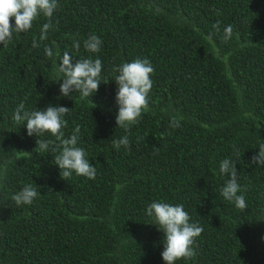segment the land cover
<instances>
[{"label":"trees","instance_id":"1","mask_svg":"<svg viewBox=\"0 0 264 264\" xmlns=\"http://www.w3.org/2000/svg\"><path fill=\"white\" fill-rule=\"evenodd\" d=\"M47 22L41 14L0 44V264H165V233L147 214L153 201L182 204L203 228L196 255L176 264H264V166L252 162L264 144V0H58L41 40ZM91 34L102 39L98 53L84 48ZM65 51L73 62L102 60L92 96L61 94ZM136 58L150 60L153 87L148 110L126 131L116 123L113 69ZM21 102L28 111L70 109L64 138L80 126L95 179L61 177L60 142L28 135L13 119ZM173 116L180 127L170 126ZM124 136L130 146L117 150ZM38 139L50 150H35ZM228 158L244 210L221 194ZM26 184L39 194L17 205L12 196Z\"/></svg>","mask_w":264,"mask_h":264},{"label":"clouds","instance_id":"2","mask_svg":"<svg viewBox=\"0 0 264 264\" xmlns=\"http://www.w3.org/2000/svg\"><path fill=\"white\" fill-rule=\"evenodd\" d=\"M58 8V0H0V44L4 47L13 38V33L27 32L32 28L35 21L41 14L48 18L41 30V40L47 39V33L52 28V17ZM14 18L15 25L11 23ZM219 29V22L213 25ZM233 36V27L228 25L224 29V40ZM102 46V39L95 34L84 40V48L89 53H98ZM33 47H38L33 41ZM78 50L80 44L76 43ZM45 54L49 58L53 56L52 49L45 47ZM103 63L100 58H84L73 62L72 56L65 51L57 71L63 74L60 79V92L63 96H69L73 91L79 92L81 98L92 96L100 86V76ZM118 73L114 81L117 84L116 102L119 108L116 116L117 127L126 131L133 124L138 122L142 113L148 110V96L153 87L151 75L154 68L148 59L136 58L132 62H125L113 69ZM58 80V81H60ZM70 111L65 106H51L46 110H25V104L21 102L15 109L13 119L17 123L26 122L29 136H42L44 133H51L58 140L60 150L55 156V165L61 170V177L68 181L73 173L89 179H95L97 169L86 158L84 148L78 146L80 126L76 125L73 134L64 138L63 128L67 126L65 115ZM180 119L175 116L171 119L170 126L180 127ZM50 141L37 140L35 150L47 152L50 150ZM129 147L128 136L113 141V146L118 150L121 146ZM52 147V151H57ZM252 162L264 166V144L259 146L258 154L252 157ZM220 172L229 177L221 188L222 196L233 202L238 209L244 210L247 205L245 197L241 193V185L238 182V171L236 165L230 158L220 163ZM37 189L31 184H26L19 192L12 196L17 205H31L38 196ZM147 214L154 217L160 230L165 233L164 250L161 253L165 264H176L178 260L192 258L196 255L194 248L203 228L198 223L190 222V215L184 210L182 204L172 205L166 202L153 201L147 207Z\"/></svg>","mask_w":264,"mask_h":264}]
</instances>
